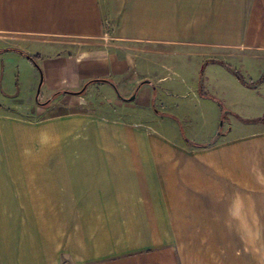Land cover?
<instances>
[{"label":"crops","instance_id":"0c3cea01","mask_svg":"<svg viewBox=\"0 0 264 264\" xmlns=\"http://www.w3.org/2000/svg\"><path fill=\"white\" fill-rule=\"evenodd\" d=\"M6 38L44 48L45 94L31 69L25 111H0V264H264V124L233 128L246 89L212 62L264 51V0H0ZM90 79L118 94L74 93Z\"/></svg>","mask_w":264,"mask_h":264},{"label":"rangeland","instance_id":"374dc122","mask_svg":"<svg viewBox=\"0 0 264 264\" xmlns=\"http://www.w3.org/2000/svg\"><path fill=\"white\" fill-rule=\"evenodd\" d=\"M70 42H64V46H62L60 49L63 50V47H70L69 49H64V51H80L84 50L85 48H103V49H109L112 48L115 45V40H113L108 33H104L101 38L98 39H70ZM2 42V40H1ZM11 44H15L14 41H11L6 38V41L2 42L0 45V111H6L11 113H20L25 111V107L22 108L24 104L28 101L27 92L29 90V86L31 83V69L37 68V66L30 61L25 55L21 54V52L17 50H9V47ZM19 44L21 47V51H24L31 56H33L39 66V56L43 55L45 53L44 48H41V46H37L34 44H26V43H16ZM4 45V46H2ZM136 46L135 49H141L140 43H135ZM75 47V50L72 49ZM78 48V49H76ZM122 51H130L129 48H122L120 47ZM57 51V50H56ZM86 52V51H85ZM88 52V49H87ZM229 54H224L225 57H215V60L223 61L224 59L225 64L229 65L230 67L238 70L240 74L243 76L244 80L246 82L249 81H255L258 79V76H260L264 72V51H250L249 49L244 48H231ZM38 55V57H37ZM205 60L204 64L201 65L200 68V94H205V97L208 98H215L218 100L219 105L223 110H230L227 106L228 99H223L219 95H216L215 93H211L210 91L207 92V85L205 84V78H203L202 70L205 71V65L206 62L209 61ZM40 67V66H39ZM226 69V67H224ZM38 69V68H37ZM227 70V69H226ZM228 71V70H227ZM39 72V77L37 79L36 87L33 93V100L34 102H42V96H44V91L40 90L39 87L42 84V76ZM230 72V71H228ZM231 73V72H230ZM206 74V71H205ZM202 76V77H201ZM231 81L242 86L244 91H236L233 90V94L236 91V94L243 93L246 94V98H244L245 104L243 102H235L239 106L236 108L238 110V113H232L231 114V125L235 130L240 129V125L243 123H255V125L264 124V85H261V83L253 84L250 87L244 86L243 83L239 82L235 76L231 73ZM39 84V87L37 89V86ZM249 84V83H248ZM251 85V84H250ZM236 94L234 96H236ZM257 95V96H253ZM233 98V97H232ZM244 104V105H243ZM158 108V106L154 105L151 109L152 112H150L151 119L147 120V123L151 124V126H159L160 122L165 125L164 123L172 124L174 127L178 124V130L179 134H181L183 138V144H186V140H184L183 135H186V132L183 128V123H179L178 120L172 121L167 120V116L164 117H158L155 114V110ZM235 108V107H232ZM232 112V111H231ZM153 113V114H152ZM226 113L225 115H227ZM154 115V116H153ZM163 118V119H162ZM255 118L257 120H255ZM169 119V118H168ZM225 121V122H224ZM224 125V130L226 131L229 125L228 119L219 121V125L221 128V125ZM222 125V126H223ZM218 132V131H217ZM133 133V132H131ZM129 134V133H128ZM191 137L195 138L194 141L199 140L197 135H193V133L190 134ZM188 138V137H187ZM116 143V141H115ZM117 144H125L122 141H118ZM0 157H6L10 160L14 158V155L4 153L3 155H0ZM0 160H2L0 158ZM251 237L253 235H250ZM248 242H253V237L248 239Z\"/></svg>","mask_w":264,"mask_h":264},{"label":"trees","instance_id":"16d2710c","mask_svg":"<svg viewBox=\"0 0 264 264\" xmlns=\"http://www.w3.org/2000/svg\"><path fill=\"white\" fill-rule=\"evenodd\" d=\"M9 50H12V49L9 48ZM14 50H17V51L21 52V54L25 55L30 61H32V62L37 66V68H38V70L40 71V73H42V72H41V68L38 66V64H37V62H36V60H35V58H34L33 56H31L30 54H28V53H26V52H24V51H21L20 49H14ZM37 57H38V55H37ZM212 62H215V63L221 64L222 66L226 67V69H227L228 71H230V72L235 76V78H236L239 82L243 83L244 86L250 87V86H252L253 84L263 83V82H264V72L258 77V79L255 81V83H253L254 81L246 82V81L244 80L243 76L240 74V72H239L238 70H236V69L230 67L229 65L225 64V62L220 61V60H213ZM200 71H201V70H200ZM41 76H42V74H41ZM94 81H106V82H109V83L113 86V88L115 89V91H116L117 94H118V91H117V87H116V85H115L113 82H110V81H108V80H106V79H90V80L86 81V82L84 83V85H83L80 89H78L77 91H75L74 93L82 94V93L85 91L86 87H87L91 82H94ZM144 82H147V81H146V80L141 81V84H143ZM248 83H249V84H248ZM250 84H251V85H250ZM200 92H201V91H200ZM202 95H205V94H202ZM119 96H120V95H119ZM120 97H121V96H120ZM51 98H52V97H51ZM50 100H51V99H50ZM229 112H230L229 110H223L221 120H223V119L225 118V114H226V113H229ZM218 134H221L220 130H218ZM183 137H184V140H186V143H191L190 140H189L185 135H183Z\"/></svg>","mask_w":264,"mask_h":264},{"label":"water","instance_id":"95a60500","mask_svg":"<svg viewBox=\"0 0 264 264\" xmlns=\"http://www.w3.org/2000/svg\"><path fill=\"white\" fill-rule=\"evenodd\" d=\"M134 98V95L130 97V99H133Z\"/></svg>","mask_w":264,"mask_h":264}]
</instances>
